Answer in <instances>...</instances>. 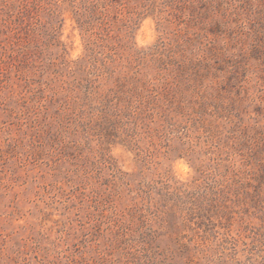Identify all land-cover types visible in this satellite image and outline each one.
Wrapping results in <instances>:
<instances>
[{
  "label": "rangeland",
  "instance_id": "obj_1",
  "mask_svg": "<svg viewBox=\"0 0 264 264\" xmlns=\"http://www.w3.org/2000/svg\"><path fill=\"white\" fill-rule=\"evenodd\" d=\"M0 264H264V0H0Z\"/></svg>",
  "mask_w": 264,
  "mask_h": 264
}]
</instances>
